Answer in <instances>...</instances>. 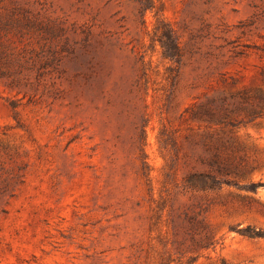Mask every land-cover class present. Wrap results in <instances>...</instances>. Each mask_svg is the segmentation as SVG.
Segmentation results:
<instances>
[{
    "label": "rangeland",
    "instance_id": "obj_1",
    "mask_svg": "<svg viewBox=\"0 0 264 264\" xmlns=\"http://www.w3.org/2000/svg\"><path fill=\"white\" fill-rule=\"evenodd\" d=\"M20 4L0 264H264V0H156L174 60L137 0ZM215 152L239 174L194 188Z\"/></svg>",
    "mask_w": 264,
    "mask_h": 264
},
{
    "label": "trees",
    "instance_id": "obj_2",
    "mask_svg": "<svg viewBox=\"0 0 264 264\" xmlns=\"http://www.w3.org/2000/svg\"><path fill=\"white\" fill-rule=\"evenodd\" d=\"M141 5V11L146 13L147 10L155 12L156 24L154 28L155 38L159 41L162 54L165 59L174 60L180 57V48L170 25L159 17L156 0H137ZM159 1V0H157ZM21 0H0V79L11 77L12 63L18 61L14 52L10 48L9 42L12 37L24 38L30 32L35 30L36 16L29 10L21 6ZM17 66L22 68L21 62ZM15 107V105H12ZM225 118H228L226 115ZM210 170L190 175L189 184L197 189H214L226 182V177L239 174L232 170L235 166L228 163L219 152H215L209 159ZM242 235L249 238L263 237L250 227L242 231Z\"/></svg>",
    "mask_w": 264,
    "mask_h": 264
}]
</instances>
